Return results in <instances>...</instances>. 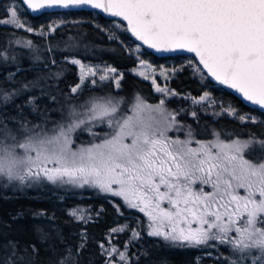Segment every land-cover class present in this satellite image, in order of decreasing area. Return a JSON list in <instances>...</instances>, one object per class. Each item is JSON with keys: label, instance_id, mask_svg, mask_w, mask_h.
Listing matches in <instances>:
<instances>
[{"label": "snow or ice", "instance_id": "1", "mask_svg": "<svg viewBox=\"0 0 264 264\" xmlns=\"http://www.w3.org/2000/svg\"><path fill=\"white\" fill-rule=\"evenodd\" d=\"M21 3L32 11L91 7L121 17L127 22L126 30L148 48L194 53L215 81L264 109V0ZM9 23L26 28L14 7L10 17L0 18V24ZM89 73L96 75L92 69ZM106 79V74H100L99 80ZM115 84L118 88L119 80ZM77 90L73 87L71 91ZM156 91L167 94L159 86ZM120 105L121 101L111 96H93L86 114L72 109L68 122L58 124L50 135L45 132L17 139L6 126H0V175L21 183L44 178L53 183L59 180L81 187L90 185L144 213L149 220V235L189 247H215L210 241L227 244L242 254L241 259L244 254L251 257L250 264H257V257L264 264V159H245L243 150L248 142L225 143L218 134L213 141H196L197 147L191 146V140L171 139L167 133L176 120L165 109L163 99L151 105L137 95L130 109L122 112ZM96 123L106 124L110 131L99 142L74 149L73 133L84 124L91 132ZM205 186L211 190L205 191ZM70 215L77 216L76 212ZM77 218L84 219L82 215ZM118 230L124 229H112ZM131 235L135 238L138 234ZM82 247L81 243L77 250ZM100 247L107 256L106 264H117L113 256L118 257L119 264H130L126 252L114 246ZM254 250L257 255H253Z\"/></svg>", "mask_w": 264, "mask_h": 264}, {"label": "trees", "instance_id": "2", "mask_svg": "<svg viewBox=\"0 0 264 264\" xmlns=\"http://www.w3.org/2000/svg\"><path fill=\"white\" fill-rule=\"evenodd\" d=\"M13 7L26 28L32 29L0 24V126H6L17 139L52 132L58 124L68 122L72 109L86 114L93 96L120 100L122 112L137 95L146 103L158 104L163 96L149 80L131 71L142 58L157 70L175 69L167 80L174 95L163 100L164 107L176 115L180 135L188 131L200 140L217 134L223 140L251 139L246 157L254 162L264 159V113L214 84L194 57L156 56L132 39L124 23L94 10L33 16L21 0H1L0 18L10 17ZM29 41L31 46H26ZM74 58L120 70L119 87L110 80L102 86L85 85L73 93L72 88L80 82ZM204 94L231 113L205 112L194 101ZM106 129L103 123L96 126L92 133L99 135L94 137L81 126L74 133V142L90 144ZM77 207H90L94 216L75 219L70 213ZM148 224L142 212L95 187L53 183L44 178L21 183L0 175V264H106L100 245L107 242L112 229L122 226L124 230L114 235V243L119 250H127L130 264H250L251 257L244 254L241 259L242 254L227 244L210 241L216 246H184L149 235ZM132 232L137 237L133 238ZM50 237L53 240L48 243ZM253 255H257L255 250Z\"/></svg>", "mask_w": 264, "mask_h": 264}, {"label": "rangeland", "instance_id": "3", "mask_svg": "<svg viewBox=\"0 0 264 264\" xmlns=\"http://www.w3.org/2000/svg\"><path fill=\"white\" fill-rule=\"evenodd\" d=\"M73 60H78L80 63L79 64H76L77 66H78V68H79V72H80V82L76 85V86H74V87H77L78 88V90H77V92L79 91V90H81V88L82 87H84L85 85H88V86H102L103 84H105V83H107V82H109L110 80H112L114 83H115V80H119L120 81V79L122 78V72L120 71V70H118V69H116V68H114V67H112V65H88V64H85V63H83L81 60H79V59H76V58H74V59H72V61ZM81 65H83V67H81ZM110 68H112V69H115V72H108V69H110ZM89 69H92V70H94L95 72H96V75L95 76H92L90 73H89ZM131 71H132V73H134V74H136V75H138V76H140L141 78H143V79H145V80H149L152 84H153V86H154V88H155V90H156V87L157 86H159V87H161V88H163V89H165L166 90V95H165V93H161V92H158V93H160V95H162L163 96V99L165 98H167V97H170V96H173L174 95V91H173V89H171L169 86H168V84H167V80H168V78L172 75V74H174L175 73V69L173 68V67H162L160 70H157V69H155L153 66H152V64H151V62L149 61V60H147V59H142V58H140V60L138 61V63H137V65L135 66V67H133L132 69H131ZM143 73V75H140L139 73ZM106 74L108 77H109V79H106V80H103V81H101V80H99V76H100V74ZM82 77H83V82H81L82 81ZM113 77L115 78V79H113ZM145 77H147V78H145ZM92 80H95L96 81V83L95 84H92V83H90V81H92ZM153 81H155V83H153ZM205 96H207V99H202V98H204ZM194 101H199V102H197V103H200V106H201V108L205 111V112H207V113H210V114H212V115H221V114H224V113H227V114H230L231 112L229 111V110H226V109H223L222 107H220V105L219 104H216L215 102H213L212 101V98L209 96V95H207V94H204V95H202L200 98H198V99H195ZM209 101H212V103H209ZM148 104H150V103H148ZM151 105H157V104H151ZM165 106V105H164ZM131 108V105H130V107H129V109ZM166 109V108H165ZM169 112V111H168ZM171 113V112H170ZM117 115H119V114H117ZM81 118H83V116L81 117ZM175 120H176V115H175ZM101 123H96V126H98V125H100ZM106 125V124H105ZM95 126V127H96ZM179 124H178V122L176 121V123L173 125V127L168 131V133H167V135H168V137H170L171 139H178V140H181V141H186V140H191L192 141V143H191V146L192 147H197L198 145L196 144V141H202V142H204V141H213V140H215V139H217V136H215V137H212V138H210V139H204V140H200V139H195V137L190 133V132H188V131H184L185 133L184 134H179V132L181 131L180 129H179ZM82 127H84V129L86 130V129H88L89 128V125L88 124H84V125H82ZM95 127H92L91 128V133H92V131H94V129H95ZM106 131H104V133H107V132H109L110 131V129L107 127V125H106ZM52 132H49V133H47V134H51ZM75 133V132H74ZM74 133H73V148L74 149H76V148H79V147H87L89 144H81V143H75L74 142ZM34 134V133H33ZM36 134H39V133H36ZM96 137V136H95ZM103 137V134H101L100 136H99V138H98V140H96V141H94V142H99L100 141V139ZM221 141H223V142H225V143H230V142H232V141H236V140H239V141H242V142H248L247 143V146L244 148V150H243V156H244V158L245 159H248L247 157H246V155H245V152H246V148L251 144V142H252V140L251 139H240V138H236V139H233V140H223V139H221V138H219ZM65 180H67V178H65ZM58 183H62V184H71V185H74V186H76V187H81V186H79L78 184H75V183H67V182H62V181H57ZM86 186H89V187H92V186H90V185H87V184H85L84 186H82V187H86ZM196 187H199V185L197 184L196 185ZM98 189V188H97ZM211 189L210 188H208L207 186H205V191H210ZM103 193H105V192H103ZM106 194H108V195H111V194H109V193H106ZM240 194L241 195H243L244 194V190L243 189H241L240 190ZM112 196V195H111ZM113 197H115V196H113ZM116 198H119V199H121L120 197H116ZM122 200V199H121ZM71 212H76V214H77V216H80V215H82L83 217H84V219L83 220H86V219H89V218H91V217H93L94 216V214H93V212H92V210H90V207H77V208H74V209H72L71 210ZM144 214V213H143ZM145 215V214H144ZM77 216H74V218L75 219H77V220H81V219H78L77 218ZM146 216V215H145ZM146 218H147V220H148V217L146 216ZM148 223H149V220H148ZM194 227H195V225H193ZM148 227H149V224H148ZM121 227H118V228H116V229H120ZM122 228H123V226H122ZM167 230V229H166ZM119 231V230H118ZM118 231H115V232H113V231H111V234H109L108 235V238H107V242L106 243H104V248L106 249V248H109V247H111V246H114V247H116L117 249H118V247L115 245V243H114V235L118 232ZM149 231H150V228H149ZM112 233H114V234H112ZM51 236V235H50ZM52 237V236H51ZM48 238L49 240H48V243L50 242V240L52 241L53 239L52 238ZM161 237V236H160ZM38 238H40V237H38ZM52 243V242H51ZM51 246V245H50ZM49 246V247H50ZM5 249V251L7 250V247H5L4 248ZM120 251H122V252H126L127 253V250L126 249H120ZM103 252H104V255H105V259L107 260V256H106V254H105V251H104V249H103ZM6 255V254H5ZM4 254H2V257L3 258H5L6 256H5ZM1 258V257H0ZM112 259L114 260V261H116L117 262V264H119V261H118V257H116V256H113L112 257ZM52 262V261H51ZM63 262V264H65L64 263V261H62ZM49 263V262H48ZM49 264H54V262H52V263H49Z\"/></svg>", "mask_w": 264, "mask_h": 264}, {"label": "water", "instance_id": "4", "mask_svg": "<svg viewBox=\"0 0 264 264\" xmlns=\"http://www.w3.org/2000/svg\"><path fill=\"white\" fill-rule=\"evenodd\" d=\"M1 1V0H0ZM24 5V4H23ZM26 7V5H24ZM26 9L29 11V13L33 16H38L42 13H47V12H58V11H65V10H79V9H85V10H94L99 12L102 16L109 18V19H115L118 21H121L122 23H124L127 27V22L123 21V19L121 17H113L111 16L109 13H106L104 11H102L101 9H93L91 7H81V8H69V9H63V8H47V9H41L38 11H32L30 9H28L26 7ZM128 33L130 34V36L132 37V39L139 44L140 46L144 47L146 50L152 52L154 55L159 56V57H163V56H174V55H188L191 57H194L195 60L197 61L198 65L200 66V68L203 70V72L206 74V76L208 77L209 80H211L214 84L224 88L225 90H227L228 92L232 93L234 96H236L244 105H247L250 108H255V109H259L260 111H262L264 113V109H262L259 105H254L252 104L250 101L245 100L241 94L237 93L234 89H229L226 85H221L218 81H215L214 78H212L208 73L207 70L203 68V65H200L198 62V58L195 57L194 53H188L186 51H182V50H177V51H173V52H157L155 49H150L148 48L147 45L143 44L141 41L137 40L130 31H128Z\"/></svg>", "mask_w": 264, "mask_h": 264}]
</instances>
